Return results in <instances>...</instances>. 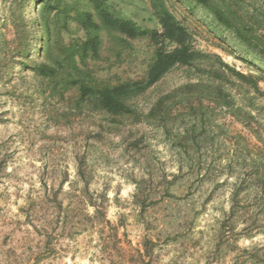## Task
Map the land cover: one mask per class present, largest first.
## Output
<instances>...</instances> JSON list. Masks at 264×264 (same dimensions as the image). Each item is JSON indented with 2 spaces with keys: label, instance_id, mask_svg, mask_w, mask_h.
Wrapping results in <instances>:
<instances>
[{
  "label": "rangeland",
  "instance_id": "rangeland-1",
  "mask_svg": "<svg viewBox=\"0 0 264 264\" xmlns=\"http://www.w3.org/2000/svg\"><path fill=\"white\" fill-rule=\"evenodd\" d=\"M119 1L136 20L151 17L146 0ZM165 2L196 48L264 77V58L202 8ZM132 44L136 58L127 48L118 63L104 41L107 61L100 65L113 62L112 73L136 77L145 42ZM190 77L174 68L131 102L145 114ZM32 85L17 81L6 88L12 95H0V264H243L251 243L245 234L263 242V193L248 184L264 150L240 112L212 104L182 122L170 116L165 127L144 115L111 125L97 112L61 115L64 103L54 99L31 102L24 95ZM255 105L264 120V98ZM241 179L243 199L230 216L232 188Z\"/></svg>",
  "mask_w": 264,
  "mask_h": 264
},
{
  "label": "trees",
  "instance_id": "trees-1",
  "mask_svg": "<svg viewBox=\"0 0 264 264\" xmlns=\"http://www.w3.org/2000/svg\"><path fill=\"white\" fill-rule=\"evenodd\" d=\"M182 1L190 8H202L216 26L231 31L264 58V0ZM146 2L151 17L138 21L124 13L119 0H0V95H12L13 91L6 88L17 81L26 85L33 82L31 91L24 95L31 102L40 99L45 105L54 99L64 103L62 112L54 108L61 115L97 112L111 125L125 117L139 120L144 115L165 127L170 116L182 122L184 116L201 113L205 111L202 107L214 104L231 115L240 112V120L264 150V120L255 105L256 100L264 98L259 76L237 70L217 53L196 48L191 31L165 0ZM104 41L111 44L109 50H115L118 63L124 62L122 53L127 48L135 59L139 50L132 43L144 41L140 74L122 77L112 73L115 63L108 62L106 68L100 65L107 61ZM177 67L193 79L160 95L145 114L140 112L132 99ZM103 69L105 75H101ZM251 121L258 122L263 136L258 129H251ZM176 140L180 142L181 138ZM253 166L255 175L248 185L259 188L264 200V157ZM240 181L232 188L230 216L236 215L238 202L243 199L245 179ZM233 221L231 228L236 224ZM221 231L224 233V228ZM254 237L253 233L245 234L251 243L243 248V264H264V240L257 243Z\"/></svg>",
  "mask_w": 264,
  "mask_h": 264
}]
</instances>
